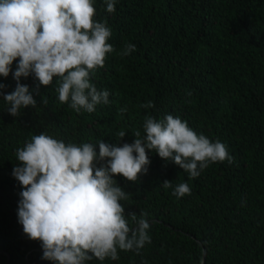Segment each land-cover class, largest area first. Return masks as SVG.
Wrapping results in <instances>:
<instances>
[{
  "label": "trees",
  "instance_id": "1",
  "mask_svg": "<svg viewBox=\"0 0 264 264\" xmlns=\"http://www.w3.org/2000/svg\"><path fill=\"white\" fill-rule=\"evenodd\" d=\"M94 5L115 49L91 76L98 90L109 92L107 104L77 113L70 101H59V78L46 87L33 75L20 83L30 91L39 86L36 107L12 116L0 97V264H52L18 222L17 149L41 132L79 145L116 144L124 131L119 143L131 144L137 130L144 135L146 115L167 114L224 143L233 162L212 163L190 178L146 150V174L136 182L114 178L130 194L121 201L126 214L147 213L151 243L139 254L118 250V260L86 264H202L204 251L208 264H264V0H115L114 13L105 0ZM128 43L135 51L118 55ZM17 63L0 76L5 93L16 88ZM149 101L154 108L141 107ZM182 182L191 193L177 198L172 192Z\"/></svg>",
  "mask_w": 264,
  "mask_h": 264
},
{
  "label": "clouds",
  "instance_id": "2",
  "mask_svg": "<svg viewBox=\"0 0 264 264\" xmlns=\"http://www.w3.org/2000/svg\"><path fill=\"white\" fill-rule=\"evenodd\" d=\"M105 2L106 11L114 13L115 0ZM95 17L94 0H0V76L6 78L18 60L12 73L15 90L5 93L6 86L0 83V97L9 105L10 115L36 107L34 93L40 94L39 86L30 91L20 83L21 77L29 75L46 87L59 78V101H70L77 113L81 109L92 113L98 104L109 102V92L98 90L91 76L115 51L108 42L112 30L106 20ZM133 51L135 45L128 43L118 55ZM41 103L47 104L43 96ZM141 107L155 105L149 101ZM119 111L123 114L127 108ZM143 132L141 136L137 130L134 142L122 145L124 131L118 133L116 144L102 139L79 145L41 132L16 150L19 163L12 175L22 186L18 222L29 239L41 242L42 259L52 264L118 260V250L139 254L151 243L147 213L126 214L121 201L130 194L114 178L138 181L150 164L146 150L175 163L190 178L198 177L212 163L233 162L224 143L198 134L178 116L167 114L158 120L146 115ZM162 184L172 188L169 180ZM190 193L188 183L182 182L172 195L180 198ZM207 258L204 251L202 264H208Z\"/></svg>",
  "mask_w": 264,
  "mask_h": 264
}]
</instances>
